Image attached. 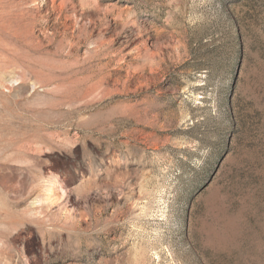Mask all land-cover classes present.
Here are the masks:
<instances>
[{
	"label": "rangeland",
	"instance_id": "rangeland-1",
	"mask_svg": "<svg viewBox=\"0 0 264 264\" xmlns=\"http://www.w3.org/2000/svg\"><path fill=\"white\" fill-rule=\"evenodd\" d=\"M0 264H264V0H0Z\"/></svg>",
	"mask_w": 264,
	"mask_h": 264
}]
</instances>
